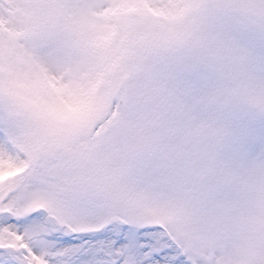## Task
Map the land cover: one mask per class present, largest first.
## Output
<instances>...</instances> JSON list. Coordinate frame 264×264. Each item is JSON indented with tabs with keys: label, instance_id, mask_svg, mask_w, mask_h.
Here are the masks:
<instances>
[{
	"label": "snow or ice",
	"instance_id": "6c2138e0",
	"mask_svg": "<svg viewBox=\"0 0 264 264\" xmlns=\"http://www.w3.org/2000/svg\"><path fill=\"white\" fill-rule=\"evenodd\" d=\"M0 264H264V0H0Z\"/></svg>",
	"mask_w": 264,
	"mask_h": 264
}]
</instances>
